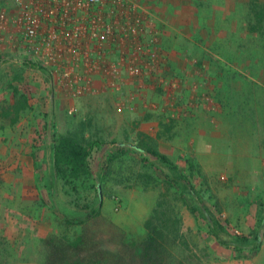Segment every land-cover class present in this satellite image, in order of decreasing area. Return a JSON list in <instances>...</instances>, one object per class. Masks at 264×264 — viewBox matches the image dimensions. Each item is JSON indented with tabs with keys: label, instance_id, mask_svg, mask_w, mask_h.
<instances>
[{
	"label": "rangeland",
	"instance_id": "obj_1",
	"mask_svg": "<svg viewBox=\"0 0 264 264\" xmlns=\"http://www.w3.org/2000/svg\"><path fill=\"white\" fill-rule=\"evenodd\" d=\"M129 1L148 22V77L123 73L115 87L99 76L84 87L58 85L24 49L0 41V264H39L44 236L81 231L68 221L86 209L52 165V140L65 133L156 148L191 179L224 239L254 230L260 239L243 254L219 243L190 212L197 202L132 150L117 153L104 174L117 151L107 144L89 157L104 176L101 216L87 227L108 249L140 237L160 207L183 234L187 264H264V0ZM12 4L0 0V13ZM181 25L184 47L173 31ZM80 195L82 205L95 201L93 190Z\"/></svg>",
	"mask_w": 264,
	"mask_h": 264
},
{
	"label": "built area",
	"instance_id": "obj_2",
	"mask_svg": "<svg viewBox=\"0 0 264 264\" xmlns=\"http://www.w3.org/2000/svg\"><path fill=\"white\" fill-rule=\"evenodd\" d=\"M147 19L129 0H13L0 13V41L22 48L55 83L115 87L123 73L148 77Z\"/></svg>",
	"mask_w": 264,
	"mask_h": 264
},
{
	"label": "trees",
	"instance_id": "obj_3",
	"mask_svg": "<svg viewBox=\"0 0 264 264\" xmlns=\"http://www.w3.org/2000/svg\"><path fill=\"white\" fill-rule=\"evenodd\" d=\"M23 63L36 68L48 77L42 67L26 60ZM47 122H45L46 130ZM107 144L113 145L117 151L110 153L106 159L104 174L111 170L117 153L123 154L124 149L132 150L141 155L154 170H159L165 182L170 187H175L181 196L188 193L190 198L197 202L189 206L190 212L195 216L203 217L206 221L207 233L219 243L232 247L238 254L255 252L259 249L260 239L257 230L250 235H235L229 239L222 237V232H225L224 227L204 206L188 175L182 172L165 153L150 145L135 144L129 141L106 142L94 138L82 142L75 134L65 133L52 140L53 170L74 195L79 197L81 191L93 190L95 201L82 205L77 201L78 197L74 200V204L85 208L86 213L84 217H76L68 222L82 225L81 231L73 239L55 234L44 236L41 241L44 258L39 264H187L185 256L178 248L183 243V234L178 226L172 224L174 219L168 209L164 211L160 207L154 208L144 222V233L136 239L123 237L117 249L113 251L89 230L88 222H93L101 216V189L104 176L92 169L89 157L93 149L102 148Z\"/></svg>",
	"mask_w": 264,
	"mask_h": 264
},
{
	"label": "crops",
	"instance_id": "obj_4",
	"mask_svg": "<svg viewBox=\"0 0 264 264\" xmlns=\"http://www.w3.org/2000/svg\"><path fill=\"white\" fill-rule=\"evenodd\" d=\"M177 27H179V26H177ZM181 27H182V29L179 31V29H173V31H176L177 32V35H176V45H180V46H182V47H184L185 46V42H184V26L183 25H181ZM264 164V162L262 163V165Z\"/></svg>",
	"mask_w": 264,
	"mask_h": 264
}]
</instances>
